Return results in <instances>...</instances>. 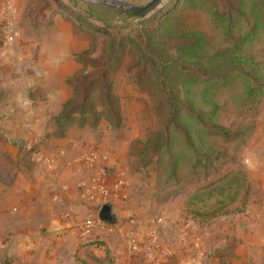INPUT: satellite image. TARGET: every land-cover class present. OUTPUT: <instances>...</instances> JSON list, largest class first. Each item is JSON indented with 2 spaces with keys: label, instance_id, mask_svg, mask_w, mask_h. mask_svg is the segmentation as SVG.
<instances>
[{
  "label": "rangeland",
  "instance_id": "rangeland-1",
  "mask_svg": "<svg viewBox=\"0 0 264 264\" xmlns=\"http://www.w3.org/2000/svg\"><path fill=\"white\" fill-rule=\"evenodd\" d=\"M27 1V7L35 11L34 18L54 3V8L68 14L75 29L84 33L86 44L75 53L80 67L66 78L70 94L55 114L44 112L48 86L30 90L20 80L28 68L18 61L0 64V141L17 145L20 162L25 159L24 164H30L43 136H58L69 125L86 124L94 133H104L114 141L121 159L116 173L125 176L129 199H146L148 204L151 195L159 201L191 188L186 211L208 219L228 204L235 187L231 180L234 170L238 171L237 191L244 188V169L229 166L238 164L240 144L261 123L257 115L264 114V26L257 27L254 36L235 51L247 57L241 66L244 80L235 78L226 84L219 80L220 85L215 86V81L210 84L193 75L218 77L221 71L212 66L220 59L208 56L215 49L229 47L237 32L248 26L251 18L247 11L243 15L247 22L236 19L230 34L208 27L205 45L189 57L176 52V45L185 38L172 35L181 29V13L186 19L199 15L200 25L206 26L204 16L190 14L182 0H162L158 8L142 17L128 16L113 5L93 0ZM126 1L138 4L147 0ZM213 1L222 12L232 13L237 7L236 0ZM203 3L208 8V1ZM166 12L171 14L164 16ZM27 23L22 25L29 29ZM20 92L36 95L37 101L17 99ZM22 107L27 112L30 107L44 110L22 117ZM22 118L43 131L37 135L25 124H18L26 128L18 133L5 131L6 124L15 125ZM23 144L26 146L21 149ZM18 230L0 227V264H74L68 247L53 236L49 238L43 228L31 226L28 238ZM214 249H219V264H233L228 260V245L210 246L205 251L208 254ZM89 258L91 264H113L112 256L91 254ZM242 264L258 263L247 259Z\"/></svg>",
  "mask_w": 264,
  "mask_h": 264
},
{
  "label": "crops",
  "instance_id": "crops-1",
  "mask_svg": "<svg viewBox=\"0 0 264 264\" xmlns=\"http://www.w3.org/2000/svg\"><path fill=\"white\" fill-rule=\"evenodd\" d=\"M9 1L10 9L0 8V64L18 61L28 68L20 80L30 90L49 88L45 110L30 107L27 112L22 107L20 115L36 116L43 110L55 114L70 94L66 78L80 67L74 56L85 47L84 33L54 3L34 18L27 0ZM29 19L36 23H27ZM27 95L20 92L16 98L37 101L36 95ZM257 116L261 123L240 144L243 159L229 166L244 169V188L236 191L227 209H218L208 219L186 211L191 188L159 201L151 195L146 204V199H129L126 182L114 188L110 198L115 222L86 225L84 220L96 216L105 200L98 187L110 186L119 168L114 141L86 124L69 125L61 135L43 136L25 165V159L19 161L17 145L1 140L0 227L17 228L25 238L31 226L43 228L49 238L68 247L74 264H91V254L112 256L113 264H219V249L208 254L205 250L220 244L228 245L233 264L247 259L264 264V114ZM18 124L27 125L28 131L33 127L37 135L43 131L23 118L15 125L6 124L5 131L26 129ZM93 152L100 157L92 158ZM216 177L218 173L212 179Z\"/></svg>",
  "mask_w": 264,
  "mask_h": 264
},
{
  "label": "trees",
  "instance_id": "trees-1",
  "mask_svg": "<svg viewBox=\"0 0 264 264\" xmlns=\"http://www.w3.org/2000/svg\"><path fill=\"white\" fill-rule=\"evenodd\" d=\"M204 1H208V8L205 7L203 3ZM182 2L183 6L186 5V8L191 9L192 13L190 14H198L200 12L204 16V23L206 26V28H204L200 25L199 15H196V18L194 17L195 15H192L191 19H186L184 13H181V29L174 31L172 35L185 38L184 41H181L176 45V47L178 48L176 49V52L180 51L189 57L195 56V53L199 51L201 45H203V43L205 45L204 38L208 37V27L213 26L219 28L224 33L230 34L232 32L231 29L234 26L235 20L244 19L247 22L248 19L246 17L244 18L243 15H246V11L249 13L248 15L251 19H249L248 26L243 31H239V33L237 32L236 36L238 37L235 38L233 43L229 47H223L213 50L208 56L209 58L220 59V61H217V63L212 66V68L221 71L218 77L216 76L214 78H210L193 75L195 79H200L208 83L210 82V84L215 81V86L220 85L219 80H225L224 84L235 78L244 80L245 75H243V67L241 66L245 64V62L247 61V57L241 56L238 52L235 51L239 50L240 46L244 42L250 40L254 36L257 27L264 26V0H236L237 7L236 9H234V11H232V13L219 11L216 8V4L213 0H182ZM169 10L170 8L167 11ZM257 13H259V15L257 17H254V15H256ZM170 14L171 12H166L163 15L168 17ZM231 70L235 71L232 72ZM236 172L238 171L234 170L231 177V180L233 181V183H235V187L233 189V193L230 195L229 201L235 196V193L237 191L236 181L238 180V178ZM188 200L187 202L189 203Z\"/></svg>",
  "mask_w": 264,
  "mask_h": 264
},
{
  "label": "water",
  "instance_id": "water-1",
  "mask_svg": "<svg viewBox=\"0 0 264 264\" xmlns=\"http://www.w3.org/2000/svg\"><path fill=\"white\" fill-rule=\"evenodd\" d=\"M106 4L113 5L120 9L123 13L132 16L142 17L154 11L161 5L162 0H147L143 3H131L126 0H93ZM96 217L104 222L114 223L115 216L113 211V204L109 199L102 201L96 211Z\"/></svg>",
  "mask_w": 264,
  "mask_h": 264
},
{
  "label": "built area",
  "instance_id": "built-area-1",
  "mask_svg": "<svg viewBox=\"0 0 264 264\" xmlns=\"http://www.w3.org/2000/svg\"><path fill=\"white\" fill-rule=\"evenodd\" d=\"M11 3L9 0H0V8L1 10L4 9H10ZM11 34L7 35V40L11 41ZM92 158L100 157V155L96 152H93L90 154ZM104 158V156H102ZM115 177L112 179V182H110V186H104L101 185L98 187L100 193L102 194L103 198L109 199L114 196V188L116 189L117 187H122L125 184V176L120 172V173H115ZM118 189V188H117ZM96 216H90L84 220V223L89 226H94L100 222Z\"/></svg>",
  "mask_w": 264,
  "mask_h": 264
},
{
  "label": "clouds",
  "instance_id": "clouds-1",
  "mask_svg": "<svg viewBox=\"0 0 264 264\" xmlns=\"http://www.w3.org/2000/svg\"><path fill=\"white\" fill-rule=\"evenodd\" d=\"M245 163H249V161L246 159V160H245Z\"/></svg>",
  "mask_w": 264,
  "mask_h": 264
}]
</instances>
